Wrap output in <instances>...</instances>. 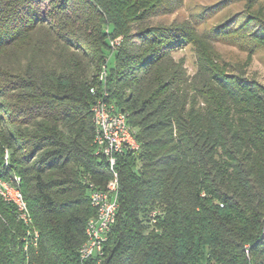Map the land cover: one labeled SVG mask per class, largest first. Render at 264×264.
<instances>
[{"label": "trees", "instance_id": "16d2710c", "mask_svg": "<svg viewBox=\"0 0 264 264\" xmlns=\"http://www.w3.org/2000/svg\"><path fill=\"white\" fill-rule=\"evenodd\" d=\"M181 3L0 0V179L20 178L40 233L26 251L33 233L0 195V264H81L90 185L113 176L91 88L108 92L139 143L118 158L103 264H264V85L222 72L190 24L147 23ZM186 44L193 74L174 55Z\"/></svg>", "mask_w": 264, "mask_h": 264}, {"label": "rangeland", "instance_id": "374dc122", "mask_svg": "<svg viewBox=\"0 0 264 264\" xmlns=\"http://www.w3.org/2000/svg\"><path fill=\"white\" fill-rule=\"evenodd\" d=\"M147 23L190 24L203 35L210 57L222 72L253 78L264 85V43L253 49V41L248 42L250 33L264 35V0H182L175 11L157 14ZM174 55L185 59L190 74L196 72L198 55L192 44L175 49ZM114 62L115 55L110 54L109 68Z\"/></svg>", "mask_w": 264, "mask_h": 264}, {"label": "built area", "instance_id": "2783aa9c", "mask_svg": "<svg viewBox=\"0 0 264 264\" xmlns=\"http://www.w3.org/2000/svg\"><path fill=\"white\" fill-rule=\"evenodd\" d=\"M121 43V37L110 41L111 46L115 49ZM109 94L96 92L95 101L92 108L98 111V116L103 123V142L102 148L97 152L102 153L106 159L117 169L119 155L132 150H138L134 144L135 130L132 128L129 117L125 112H117L113 107V102L109 100ZM91 186L90 198H98L105 202V217H94L95 228L90 229V235H95V247L88 250H81L80 254L84 255V264H103L105 254V242L113 229L119 210V186L114 190L106 188H95ZM19 201V199H18ZM159 214L158 210H153L151 216L155 218Z\"/></svg>", "mask_w": 264, "mask_h": 264}, {"label": "bare ground", "instance_id": "6f19581e", "mask_svg": "<svg viewBox=\"0 0 264 264\" xmlns=\"http://www.w3.org/2000/svg\"><path fill=\"white\" fill-rule=\"evenodd\" d=\"M105 67V66H104ZM106 75V70L100 73V78L103 80ZM100 79V80H101ZM97 89L91 88V93L96 95ZM104 92V88L100 91ZM114 107V105H113ZM115 108V107H114ZM93 109V123L97 129L95 143L98 150L102 148L103 142V123L98 116V111L95 108ZM117 111V110H116ZM121 112V111H117ZM128 116V115H127ZM134 144L139 148V143L134 135ZM109 168L112 171V179L108 184L107 190H114L117 187V182H119V173L116 171V168L112 166V163L108 161ZM20 178H17V184L5 181L0 179V195L5 199L15 204L20 219L29 226V231L32 232L30 239L26 240L25 250L28 251L32 247H37L39 243L40 233L38 229L34 227V221L28 206V203L18 187ZM19 199V201H18ZM91 204L96 208V215L94 217H105V202L100 201L98 198H91ZM95 228V219H89L86 227V239L79 247V257L81 264H84V255L80 254L81 250H88L95 247V235H90V229ZM29 232V233H30ZM27 264H31L30 261H27Z\"/></svg>", "mask_w": 264, "mask_h": 264}]
</instances>
